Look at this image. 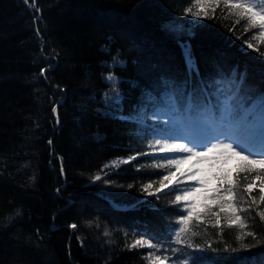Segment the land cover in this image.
<instances>
[{"label": "trees", "instance_id": "trees-1", "mask_svg": "<svg viewBox=\"0 0 264 264\" xmlns=\"http://www.w3.org/2000/svg\"><path fill=\"white\" fill-rule=\"evenodd\" d=\"M31 4L0 0V264H149L151 250L130 247L141 237L166 264H264L257 173L239 177L238 205L257 201L242 213L248 228L208 214L175 242L183 183L169 175L176 166L158 151L149 116L167 97L183 107L188 94L217 110L224 91L263 111L240 125L264 123L260 30L246 31L222 2L210 19L185 14L201 10L194 0ZM161 181L171 184L143 190Z\"/></svg>", "mask_w": 264, "mask_h": 264}, {"label": "snow or ice", "instance_id": "snow-or-ice-1", "mask_svg": "<svg viewBox=\"0 0 264 264\" xmlns=\"http://www.w3.org/2000/svg\"><path fill=\"white\" fill-rule=\"evenodd\" d=\"M221 2L227 7L230 14H234L239 19L236 23H240L241 20L246 21L248 28L246 31L254 29L260 30L258 35L261 41H264V0H194V7L201 9L200 11H193L192 8L185 9L186 15L194 17L210 19L212 16L209 14V10L214 15L216 8L220 6ZM25 4L29 3V0H24ZM36 0H32L30 6L35 7ZM39 9H37L38 11ZM175 30V29H173ZM39 34V33H38ZM248 48L257 50L252 43L247 44ZM264 55V53H261ZM186 62L191 64V51L186 48L185 51ZM48 69L41 68L40 76H46ZM109 80H112L111 75L108 76ZM239 89H237L238 93ZM264 108V103L261 104ZM52 113L57 114V107H52ZM253 115L249 109H243L242 103L238 100L237 94L224 97L219 105V112L215 107L211 105L201 108L199 113V120L197 122L199 131L197 137L194 140L199 142H191V146L188 143H169L163 142V146L160 148L164 153H186L183 159L169 160V164L179 166L189 160L195 159L196 164L192 168H189L186 173H181V176L185 177L188 181L194 182V186H191L188 190H185L183 195L176 196V201L187 202V215L180 218L181 227L180 232L176 233V243L180 244L182 241L179 239L182 232L188 231V225L193 219L200 220L203 216L211 214L217 217V223L221 213L229 220V225H238L241 229L248 228L246 217L242 213H247L252 205L257 203L255 197H251L252 205L248 208H242L238 205V189L240 187L239 177L241 173H257L255 179L260 181V196L259 202L264 204V158L255 159V155L264 157V151L260 153L249 152L245 145H254L258 136L256 135L255 128L250 124L244 131L245 139H233V142H219L212 143L210 147H206L205 151H197V147L203 146L204 142L208 141L211 136L219 139L220 137L231 138L229 132L232 129L235 122L243 119L249 120ZM57 123L59 120L57 119ZM52 141H49L51 144ZM157 145L161 144V140H156ZM235 144V147H234ZM262 146V145H261ZM264 147V146H262ZM239 148V150H237ZM247 153V154H246ZM233 157L239 158L241 163L236 166V174L232 175L231 171L222 167L228 160ZM131 159H135L132 157ZM209 161L210 165L214 169V173L211 175H205L203 170L199 167L202 161ZM129 161H124L128 163ZM258 166V167H257ZM61 174H63V167H61ZM169 175H173L170 173ZM95 179L99 180L97 176ZM165 180L168 177L164 178ZM210 181L215 182V187H209ZM171 183V181H170ZM168 184H164L161 181V187L156 188L155 191H150L153 188L151 183L143 186V190L150 196L161 192L164 188H167ZM255 183L246 185L245 191L251 196V193L255 189ZM218 211H213V209ZM260 222L264 223V210H260L256 213ZM71 228H76L75 224L70 225ZM196 235V233H193ZM245 235L256 238V234L253 231H247ZM242 239V237H237ZM255 246V245H253ZM130 247L132 248H147L151 250L149 252L148 260L149 264H166L167 257L157 255L158 245L153 243L150 239H144L143 237L136 239ZM188 247H192L191 243ZM243 248H248L249 245L243 244Z\"/></svg>", "mask_w": 264, "mask_h": 264}, {"label": "rangeland", "instance_id": "rangeland-1", "mask_svg": "<svg viewBox=\"0 0 264 264\" xmlns=\"http://www.w3.org/2000/svg\"><path fill=\"white\" fill-rule=\"evenodd\" d=\"M151 118L159 121V123L162 124V127L166 129V132H167L166 137H162V135H159L157 137V140L158 139L161 140V144H159V149L163 146L164 141H167L169 143H188L189 146H191V142L193 141H192V136L190 135V130H187V121L184 122L183 120H181L180 114L175 111L172 104L168 103L167 108H156L155 110L151 112ZM198 118L200 117L198 116ZM235 137L236 139H238L237 136ZM221 141L226 142V143H229V142L231 143V139H228L229 141L228 142L226 141L225 137H220L216 143H219ZM201 149L203 152L205 151L206 148H200V149H197V151ZM170 154L174 155L176 160L183 159L184 156L188 155L186 153H179V152H173ZM260 158H264V157L259 156V159ZM232 161H233V158L228 160L226 164H223L222 167L227 168L229 170L232 166ZM195 164H196L195 159L189 160L185 163L180 164L178 166L180 169L177 168V170H175L176 172H174L176 178L177 176L181 177V180L179 182L183 183V185L181 184L182 185L181 195H183L185 190H188L191 186H194V182L188 181L185 177L181 176V173H186L188 169L192 168L193 165ZM199 167L203 170L206 176L214 173V169L212 168L209 161L207 160L202 161ZM209 187L210 188L212 187V181H210ZM183 202H184L185 208L187 209V202L185 201Z\"/></svg>", "mask_w": 264, "mask_h": 264}]
</instances>
